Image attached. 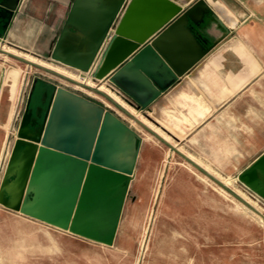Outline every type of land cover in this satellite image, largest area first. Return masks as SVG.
<instances>
[{"label": "water", "instance_id": "1", "mask_svg": "<svg viewBox=\"0 0 264 264\" xmlns=\"http://www.w3.org/2000/svg\"><path fill=\"white\" fill-rule=\"evenodd\" d=\"M19 2H0V38ZM210 20L223 27L205 0L187 9L172 0H74L52 60L81 73L91 72L98 81L107 79L144 111L210 52L201 34ZM40 110L32 119L27 108L18 127L0 185V204L112 246L141 138L105 107L63 87L49 99L43 118ZM45 168L56 169L68 184L67 191L44 195L57 205L51 216L28 206L34 200L38 172ZM239 180L264 200V155Z\"/></svg>", "mask_w": 264, "mask_h": 264}, {"label": "crops", "instance_id": "2", "mask_svg": "<svg viewBox=\"0 0 264 264\" xmlns=\"http://www.w3.org/2000/svg\"><path fill=\"white\" fill-rule=\"evenodd\" d=\"M73 1L20 0L9 27L0 38V185L12 151L8 150L12 122L19 115L20 101L30 95V92L24 94L23 80L20 81L9 116L11 73L4 57L20 59L27 66L34 63L29 58L57 65L52 60V52ZM172 1L187 9L198 0ZM205 1L227 31L210 20L201 33L206 46L211 47L210 52L146 110H139L134 101L135 105L128 104L135 109H131L132 121L138 122L144 133L109 111L141 138L130 187L135 182L146 188L164 182L165 194H169L171 189L189 184L187 181L203 184L206 178L217 182L220 178L258 196L239 176L264 155V0ZM37 82L50 86L49 99L58 88L45 80ZM101 83L104 84L99 89L101 92L111 94L114 102L128 108L106 88L107 79ZM92 84L88 82V86ZM42 88L38 95L46 93L47 89ZM65 89L85 97L81 92ZM124 97L132 101L126 94ZM163 150H171L177 158ZM66 178L59 177L56 169H40L36 177L39 183L34 184L32 192L34 200L38 194L52 196L67 191Z\"/></svg>", "mask_w": 264, "mask_h": 264}, {"label": "rangeland", "instance_id": "3", "mask_svg": "<svg viewBox=\"0 0 264 264\" xmlns=\"http://www.w3.org/2000/svg\"><path fill=\"white\" fill-rule=\"evenodd\" d=\"M4 60L11 73L9 116L20 81L24 94L29 95L35 81L45 80L55 87L81 92L144 133L138 122L132 121L133 108L122 98L117 96L128 108L93 84L88 88L69 80L81 81L79 72L33 58L28 60L37 65L27 66L17 58ZM42 87L38 82L37 95ZM26 102V98L20 101L19 115L12 122L8 150L17 138V123ZM163 151L176 155L171 150ZM217 179L221 184L210 178L203 184L187 181L189 184L173 188L169 194H165L164 182L152 188L133 183L112 246L75 236L0 205V264H264V224L256 212L264 215V201L236 183Z\"/></svg>", "mask_w": 264, "mask_h": 264}, {"label": "flooded vegetation", "instance_id": "4", "mask_svg": "<svg viewBox=\"0 0 264 264\" xmlns=\"http://www.w3.org/2000/svg\"><path fill=\"white\" fill-rule=\"evenodd\" d=\"M37 84H38V82L36 81L34 83V87L32 88V91L30 92V95H29V97L27 99V102H26V105H25V108H24V112H23V114L21 116V119H20V122L18 124V127H19V125H20V123L22 121V118H23L24 113L27 110V108L32 110V119L35 118V116L37 115V113H38L37 109L38 108H41V110L39 112V115L42 116V118H43V116H44V114L46 112L47 107H45V105L47 104V106H48V103H49V98L47 96L49 95L48 94V89L50 88V86H48L47 84H43L44 87L47 89V91H45L47 93V96L44 98L43 97L44 93L41 94V95H37V93H36ZM41 120H38V121L41 122Z\"/></svg>", "mask_w": 264, "mask_h": 264}, {"label": "bare ground", "instance_id": "5", "mask_svg": "<svg viewBox=\"0 0 264 264\" xmlns=\"http://www.w3.org/2000/svg\"><path fill=\"white\" fill-rule=\"evenodd\" d=\"M31 63H33V62H31ZM33 64H35V63H33ZM69 80H72V79H69ZM77 80H79V79H77ZM72 81L75 82V83L81 84V83H79L77 81H74V80H72ZM135 121H137V120H135ZM141 125H143V124H141ZM9 149L12 150V147H10ZM35 191H37V190L35 189ZM36 194H37V192H36ZM28 206H29V208L33 209L35 212H37V213H39L41 215H49V216H51L53 214V212L56 210V206L57 205H56L55 201H51V200L45 199L43 194H38V198L36 196V199L34 201L29 202ZM254 211H256V210H254ZM256 212L260 216V220L259 221L263 222V224H264V215L261 214L258 211H256Z\"/></svg>", "mask_w": 264, "mask_h": 264}, {"label": "built area", "instance_id": "6", "mask_svg": "<svg viewBox=\"0 0 264 264\" xmlns=\"http://www.w3.org/2000/svg\"><path fill=\"white\" fill-rule=\"evenodd\" d=\"M127 1L129 2L130 0H127ZM123 12H124V11L122 10V11H120V13L118 14V16H117V18H116V21H115L116 25H117V23L119 22V20L121 19ZM112 31H113V29H111L110 32L108 33V35H107V39L110 38V35H111ZM76 72H79V71H76ZM79 75H80L81 85H82V86H86V87L90 88V87L88 86V82L91 81L92 83H94L95 87L98 88V91H100L99 88H100L102 85H104V84L101 83V81L96 80V79L93 77V74H92L91 72H90V73H81V72H79ZM106 88H108V89H109L111 92H113L116 96L122 98L127 104H130V105H132V106L135 105V103L133 102V100L131 101L130 99L124 97L123 92L119 91L118 89L113 88V87L110 86V85H108V87H106ZM100 92H101V91H100ZM107 96H108V95H107ZM108 97H109V96H108ZM123 97H124V98H123Z\"/></svg>", "mask_w": 264, "mask_h": 264}]
</instances>
